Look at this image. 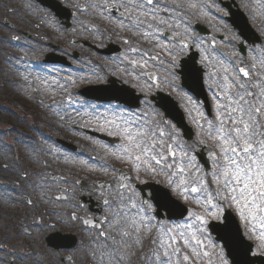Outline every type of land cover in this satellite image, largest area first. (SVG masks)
Segmentation results:
<instances>
[{"label":"snow or ice","instance_id":"6c2138e0","mask_svg":"<svg viewBox=\"0 0 264 264\" xmlns=\"http://www.w3.org/2000/svg\"><path fill=\"white\" fill-rule=\"evenodd\" d=\"M90 7L101 17L107 13L109 23L149 45L141 47L121 37L127 47L113 59L114 74L123 77L120 83L131 78L132 87L144 95L137 97L109 81L102 94L81 99L85 94L74 95L70 88L85 76L89 82L93 77L105 82L95 70L61 76L46 62L35 68L22 65L28 70L25 80L32 77L38 82L37 91L53 97L62 94L58 105L49 106L61 120L67 117L79 128L112 138L111 143L100 142L101 160L79 161L85 168L115 174L110 182L85 186L89 194L100 189L107 192L106 196L101 193V199L108 214L99 220L80 218L83 225L99 230L97 238L111 249L109 257L116 264L138 253L145 264H229V257L233 264H250L249 255L264 256V73L253 79L254 70L237 68L226 57L216 60L210 72L207 63L200 68L182 63L180 57L204 43L193 40L184 19L189 14L208 15L198 0H100ZM18 40V36L0 40V47ZM12 59L8 57L9 62ZM201 59L209 58L202 55ZM181 78L182 86L177 83ZM161 85L184 101L183 112L196 129L194 143L181 140L178 124L184 117L170 96L151 95ZM205 85L210 110L194 99ZM17 136L24 144L27 138ZM198 146L206 153L203 163ZM10 152L0 142V154ZM62 158L76 162L75 157ZM107 159L127 165L128 171L117 170ZM4 168L8 170V165ZM52 181L56 183L57 178L53 176ZM16 195L14 202H19L22 194ZM7 199L11 200V194ZM248 241H254V246Z\"/></svg>","mask_w":264,"mask_h":264},{"label":"rangeland","instance_id":"374dc122","mask_svg":"<svg viewBox=\"0 0 264 264\" xmlns=\"http://www.w3.org/2000/svg\"><path fill=\"white\" fill-rule=\"evenodd\" d=\"M11 1L0 0V35L7 34L6 23H8L11 28L9 30H13L14 33H8L7 40L12 35L21 39L20 35L25 31L23 29L31 28V21L28 18L30 15L24 13V9L21 10ZM9 9H12V12ZM27 10L31 11L32 8ZM251 15L253 21L264 20V4L255 6ZM52 41L54 42L53 36ZM8 53L18 58L22 55V50L17 47H10ZM85 59L86 57L83 60ZM19 61L20 59L13 60L12 64L20 66ZM12 64L9 67L6 65L8 72L0 70V142L7 144L11 149L10 154H0V184L9 186L8 195L11 194V201H6L2 199L0 191V264H116V261L109 257L111 249L105 247L102 239L97 238L98 232L83 229L82 226L75 227L79 223L76 220H71V215L80 213L88 215V213L85 211L84 206L76 202L72 193H68L61 188L67 187L68 179L72 177L71 173L75 172L74 169L77 173L78 169L72 165L73 162L70 163L62 158L64 155L73 156L60 151L50 140L55 138H62L63 140H70L73 137L78 138L79 135H76L74 128H82L73 125L67 117L61 120L60 116L56 114L55 117L52 116L54 119V121L51 120L52 130L36 126L37 130L28 132L33 119L29 117L31 113L27 109H33V104H37V99L41 100V105L44 106L52 104L49 101L50 99H57L54 101L55 103L61 101L58 99H62V97L58 94L53 97L51 93H47L42 89L37 91L38 82L32 77L25 80L24 77L27 72L20 71L26 69L22 66L15 68ZM8 80L21 83V86H19L21 88L20 94L11 89L13 83H6ZM84 82H89L88 78L81 83ZM155 89L153 88V90ZM44 99H47V101ZM42 111L48 115L53 112L51 110ZM31 126H34V124H31ZM3 127L7 128L8 132L13 135L7 138L4 137ZM13 127L16 131L11 130ZM17 133L27 138L24 144L17 141ZM44 135L48 137L47 140L44 139ZM80 143H82L81 139ZM93 144L91 148L95 150L94 153L83 151L81 145L78 149L79 153L89 155V157L94 156L95 160H101V157H104V150L100 147V144L94 142ZM49 149L52 150L51 153ZM26 156L27 159H25ZM5 164L8 165V170H5ZM30 168L33 169L34 174H30ZM101 172L99 167L92 169L91 177H101ZM53 176L57 178L56 183L51 180ZM34 183L42 190L45 187H48L51 192L59 190L58 194L66 196L67 199H64L62 203L46 200L44 194L35 190ZM16 193L22 194L19 202H14L18 199ZM103 194L105 195V193ZM25 199H31L32 204H26ZM46 204L48 206L49 204H57V207H53L54 211L52 213H43L42 208H46ZM107 214L108 209L104 210L103 214L97 217V220L104 218ZM89 216L92 217V215ZM49 222L52 225H48ZM53 225L55 227H52ZM77 229L82 231L80 242L83 243L79 245L80 248L74 253H70L71 259L60 260L64 253L52 251L45 245L44 239L47 234L74 232Z\"/></svg>","mask_w":264,"mask_h":264},{"label":"flooded vegetation","instance_id":"af4514ba","mask_svg":"<svg viewBox=\"0 0 264 264\" xmlns=\"http://www.w3.org/2000/svg\"><path fill=\"white\" fill-rule=\"evenodd\" d=\"M253 242V244H255V242L254 241H252ZM254 246V245H253Z\"/></svg>","mask_w":264,"mask_h":264}]
</instances>
